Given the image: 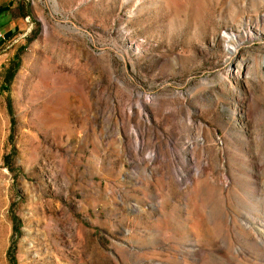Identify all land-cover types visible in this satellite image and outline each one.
<instances>
[{"label":"rangeland","instance_id":"rangeland-1","mask_svg":"<svg viewBox=\"0 0 264 264\" xmlns=\"http://www.w3.org/2000/svg\"><path fill=\"white\" fill-rule=\"evenodd\" d=\"M0 5V264H264V0Z\"/></svg>","mask_w":264,"mask_h":264},{"label":"trees","instance_id":"trees-1","mask_svg":"<svg viewBox=\"0 0 264 264\" xmlns=\"http://www.w3.org/2000/svg\"><path fill=\"white\" fill-rule=\"evenodd\" d=\"M16 69H17V67H15L13 69L11 67V69L9 70L8 75H7V84H9L11 82V80L13 79Z\"/></svg>","mask_w":264,"mask_h":264},{"label":"crops","instance_id":"crops-1","mask_svg":"<svg viewBox=\"0 0 264 264\" xmlns=\"http://www.w3.org/2000/svg\"><path fill=\"white\" fill-rule=\"evenodd\" d=\"M3 5H0V7H2Z\"/></svg>","mask_w":264,"mask_h":264}]
</instances>
